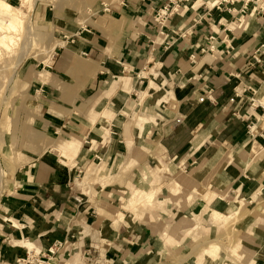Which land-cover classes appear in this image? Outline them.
<instances>
[{
    "label": "crops",
    "instance_id": "crops-1",
    "mask_svg": "<svg viewBox=\"0 0 264 264\" xmlns=\"http://www.w3.org/2000/svg\"><path fill=\"white\" fill-rule=\"evenodd\" d=\"M168 7L171 12L161 24L158 16ZM240 7L236 5L237 12ZM229 9V4L218 5V0H109L97 17L77 29L75 46L65 41L58 45L53 71L32 76L30 90L40 100L33 130L39 129L48 140L36 142L37 148L33 145L31 151L37 157L16 169L11 191L2 197L6 232L0 236V262L21 264L27 255L46 259L54 245L62 243L60 252L69 260L65 264L83 263L82 254L75 261L71 257L88 243L78 222L91 227L100 213L97 197L85 182L87 175L80 180L78 172L102 158L99 164L107 168L106 176H114L122 151L117 136L124 134L131 111L130 93L124 86L129 82L134 94L143 86L153 90L149 96L152 112L140 119L141 125L154 124L149 133L154 139L151 154L181 167L198 165L191 172L197 170L202 181L214 170L215 192H228L227 197L234 198L217 197L211 201L212 213L204 205L197 216L205 210L204 218L217 224L240 215L247 204L264 209V19L252 14L251 8L245 15H233ZM77 20L75 16L74 23L65 26L75 28ZM258 51L260 62L253 58ZM83 53L88 58H80ZM62 80L75 83L74 89L66 91L69 85ZM93 83L97 92L92 97L98 96V101H93L91 116L82 114L72 121L67 108L72 103L79 106L77 101L87 96ZM116 89L117 105L112 102L107 108L104 101ZM163 92L171 105L163 101ZM59 133L68 138L75 133L81 143L80 151L72 155L74 163L52 147L51 137ZM77 145L65 142L59 149L76 151ZM191 181L189 177L188 185L195 186L197 181ZM204 197L197 203L210 198ZM226 203V212L218 213ZM195 209L192 203L190 213ZM94 214L97 221H93ZM256 218L264 222V214ZM97 234L99 244L106 245L98 259L106 256V264H160L155 251L163 234L151 253L145 231L119 239L109 222L104 233ZM90 246L100 249L93 243ZM206 264H219V260L207 259Z\"/></svg>",
    "mask_w": 264,
    "mask_h": 264
},
{
    "label": "rangeland",
    "instance_id": "rangeland-1",
    "mask_svg": "<svg viewBox=\"0 0 264 264\" xmlns=\"http://www.w3.org/2000/svg\"><path fill=\"white\" fill-rule=\"evenodd\" d=\"M5 1L0 0V38L7 37L6 41L0 39V141L2 142L0 143V236L6 232L4 227L6 224L3 222L6 216L1 207L2 197L11 191L10 185L16 169L28 163L29 159L37 157L38 154L31 151L33 145L37 148L36 142L48 140L37 132L39 129L33 130V123L40 115L38 110L40 100L36 99L35 93L30 90L32 76L35 77L41 72H52L57 59L55 54H59L58 45L65 41L75 46L79 39L77 29L87 24L91 17H97L109 3V0ZM75 16L78 17L76 27H66L65 25L74 23ZM53 47L55 49L52 52ZM79 57L86 59L88 55L83 53ZM53 60L55 61L52 62ZM41 81L46 84L48 80ZM33 83L37 84L35 81ZM65 83L69 85L68 88L65 87L66 91L74 89L75 83L67 80ZM130 83L124 86L126 92L130 93L128 99L131 111L127 114V121L123 126L124 134L117 136L122 143V151L119 159L115 161L114 176L112 178L106 176L107 168L99 164L102 158L88 162L78 172L80 180L85 179L87 175L85 182L90 185L97 197L96 207L99 213L100 209L104 213L102 215L100 213L99 221L91 227L78 222L77 228L82 233H86L84 237L88 243L85 244L83 241V246L74 250L71 257L75 261V256L82 254V264H93L106 248V245L99 244L97 233H104L110 222L119 239L123 238L124 234L136 235L137 232L145 231L148 253L154 250L156 239L163 234L160 243L156 246L159 251H155L160 264H206L207 259L219 260V264H264V251H260L264 249V222L256 218L259 213L264 214L263 205L254 204V208L248 204L244 205L240 215L226 222L215 224L208 217L202 219L203 221L197 218V221H200L197 222L196 216L200 214L204 205L207 206L208 213L213 212L210 211L213 199L225 197V200L231 201L234 198L227 197L228 192L223 195L215 192L211 181L213 174L216 173L214 170L206 181H202L197 176V170L191 172L198 165L181 167L179 163L162 161L151 154L154 139L149 138V133L154 124L141 125L140 119L152 112V105H149L152 100L149 96L153 95V90L143 86L137 94H134ZM94 85L93 83L90 86L87 96L77 101L79 106L75 107L76 103H72V106L67 108V115L72 121L76 117L79 119L82 114L91 116L93 101L95 104L98 101V96L92 97L97 92ZM117 89L105 99L104 105L107 108H110L109 104L112 102L117 105L119 100ZM41 91L40 89L39 92ZM163 93V101L171 105L172 103L164 97L166 93ZM160 108L162 106L159 105L158 109ZM50 142L56 153L62 158H67L68 163L75 162V154L72 155L78 153L81 148L75 133L70 134L69 138L59 133L54 138L51 137ZM65 142H75L79 147L76 151L60 150L59 146ZM128 144L131 146V151L127 150ZM90 172L93 174L92 177ZM189 177L192 181L193 179L197 181L195 186L188 185ZM135 189L140 193L135 196L132 205L134 211L129 209L118 214L123 204L132 197ZM152 191L156 192V196L149 200L146 196ZM205 195L210 197L207 202L198 204V200L205 199ZM192 200L196 207L194 213H190ZM228 207L229 204L226 203L218 213H225ZM94 216L96 217L93 221H97V214ZM91 243L99 246L100 249L91 247ZM62 246L60 249H55L50 257L39 260L40 264H45V260L49 262L57 258L60 264L68 263L69 260L60 252ZM257 257L261 259H256ZM32 260L33 258H28L27 255L21 264L37 263H33ZM0 264L4 263L1 261ZM101 264H106V256L101 260Z\"/></svg>",
    "mask_w": 264,
    "mask_h": 264
},
{
    "label": "built area",
    "instance_id": "built-area-1",
    "mask_svg": "<svg viewBox=\"0 0 264 264\" xmlns=\"http://www.w3.org/2000/svg\"><path fill=\"white\" fill-rule=\"evenodd\" d=\"M178 2H182L184 0H177ZM177 4V3H175ZM221 4H229L231 6L230 13H232L233 15L241 14V15H245L247 13V11L249 10V8H251V13L255 14L257 16H260L261 18L264 19V0H218V5ZM241 4L240 9H236V5ZM175 6V5H174ZM171 12V7H168L165 9V11L163 13H161L158 16V21L159 23L162 24V19L167 15V13ZM262 53L260 51L256 52L254 55V59L256 62H260L261 60L259 59V55H261ZM201 101H204V98L201 99ZM178 123H180V120H177ZM62 246V243H57L56 245H54V248H52V250L50 251V253L52 254L54 252L55 249H60ZM29 260V259H28ZM33 263L37 262L36 264H40L39 260L34 261V259L32 260ZM95 264V263H93Z\"/></svg>",
    "mask_w": 264,
    "mask_h": 264
},
{
    "label": "bare ground",
    "instance_id": "bare-ground-1",
    "mask_svg": "<svg viewBox=\"0 0 264 264\" xmlns=\"http://www.w3.org/2000/svg\"><path fill=\"white\" fill-rule=\"evenodd\" d=\"M10 8V7H9ZM4 23H8V22H6V21H3ZM1 40H3V41H6V39H7V37L6 36H4V37H2V38H0ZM2 41V42H3ZM155 191V190H154ZM154 191H152L150 194H147V198H149V200H152L155 196H156V192H154ZM159 191V190H158ZM139 193H140V191L138 190V189H135L134 190V192H133V195H132V197L127 201V202H125L124 204H123V206L120 208V210H121V212H118V214L119 213H124V211H128L129 209H131L132 210V205H133V202L135 201V196H137V195H139ZM147 193V192H146ZM141 196V195H140ZM130 207V208H129ZM132 211H134V210H132ZM100 213H101V215H102V213H104V212H102V210L100 211ZM206 211L204 210L202 213H201V215L200 216H197L196 217V219L197 218H199V219H204V217H206ZM215 215H217L218 216V214H215ZM226 216V215H225ZM230 216H232V215H229V217ZM95 264H101V259H97L95 262H94Z\"/></svg>",
    "mask_w": 264,
    "mask_h": 264
}]
</instances>
